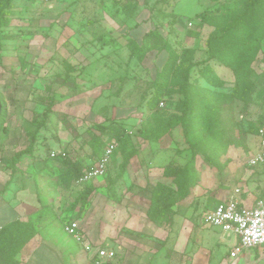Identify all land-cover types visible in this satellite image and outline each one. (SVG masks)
Returning <instances> with one entry per match:
<instances>
[{"label":"rangeland","instance_id":"1","mask_svg":"<svg viewBox=\"0 0 264 264\" xmlns=\"http://www.w3.org/2000/svg\"><path fill=\"white\" fill-rule=\"evenodd\" d=\"M248 3L249 0H13L11 21L2 30L0 49V94L7 103L3 141L11 140L4 178L12 179L3 193L16 199L24 192L33 201L38 208L25 221L33 222L38 235L52 236L54 232L55 238H63L62 222L69 216L80 220L83 227L94 221L85 216L79 201L84 187L73 180L65 160L52 159L51 151H69L74 159L80 157L91 163L99 156L96 149L100 142L116 144L100 185L90 195L91 202L105 196L121 203L124 195L164 184L178 196V183L166 172L176 165L184 168L193 159L185 130L178 125L162 137L153 138L168 119L181 113L185 71L178 68L179 62L186 58L194 64L191 84L205 98L229 92L235 84V62L226 50L247 39L245 31L252 24L246 16ZM206 13L216 21L202 20L201 15ZM258 14L256 18L264 17L262 11ZM136 24L139 26L133 29ZM152 28L157 32L145 39L139 61L133 56L135 50L129 36L141 39ZM159 30L178 51L162 73L169 54L161 49L164 40ZM211 35L221 36L225 44L209 45ZM210 49L216 57L206 62ZM228 59L231 64L226 65L223 61ZM253 67L257 88L251 101L245 104L237 100L213 117L222 126L230 120L235 122L233 131L224 129L225 137L231 138L232 143L228 145L221 138L217 127L210 134L212 140H203V150L195 154L198 180L188 196L175 198L169 217L157 222L149 220L169 229L166 240L153 239L156 244L147 255L152 261L161 264L172 258L192 259L194 250L186 251L187 255L184 249L176 248L184 220L201 223L214 192L229 183L239 167L247 174L246 159L256 145V133L250 123L259 126L264 121V43ZM209 68L213 79L210 84L202 73ZM157 90H162L159 100L165 103L163 106L151 104ZM105 95L112 99L101 100ZM51 103L52 111L44 114ZM192 103L194 108L197 102ZM104 104H110L111 110ZM220 115L226 120L221 121ZM200 119L192 114L189 122L192 125ZM206 119L212 121L210 116ZM110 132L114 134L112 138L107 135ZM95 136L99 139L94 140ZM31 146L32 152L23 154L13 167L15 154ZM126 159L129 163L123 170ZM254 170L253 176L239 182L264 192V169ZM140 176L145 179L143 184L136 182ZM110 213L117 216L113 208ZM138 234L148 240L153 237ZM188 243L192 245L191 239ZM225 250L226 247L221 248L218 254L223 255ZM210 254L211 251L206 261L212 259ZM9 258L11 255L0 256V264H16L17 260ZM104 264L121 262L116 259Z\"/></svg>","mask_w":264,"mask_h":264},{"label":"crops","instance_id":"2","mask_svg":"<svg viewBox=\"0 0 264 264\" xmlns=\"http://www.w3.org/2000/svg\"><path fill=\"white\" fill-rule=\"evenodd\" d=\"M198 74L200 75V72H198ZM102 97H104V95ZM111 99L112 96L109 97L105 95V98L101 100ZM111 103L113 102H110V104ZM110 104L108 105L110 106ZM121 109L127 110V108L124 107ZM117 110L119 111V109ZM4 138L2 132L0 135V156H2V158L4 157V159H9V146H11V140L9 138V140L3 141ZM255 139L256 145L254 146L253 152L246 159L245 164V166L251 170L248 169L246 174L243 172V169L239 167L237 174L233 178H230L231 181L225 183L224 186L222 184L223 188L221 186L222 189L220 191L214 192L213 203L211 202V204L208 205L209 208L206 212L214 209L219 203L230 199L238 200L239 205L243 208H252L257 200L264 199V192L258 190V188L252 189L250 185L248 186L244 182H239L240 180H246L249 176H253V174L256 173V170H254L255 168L261 167L264 169V162L255 165L249 163L250 159L259 151L260 139L258 134L255 135ZM65 152L67 153L69 151ZM68 155L74 159L71 154L68 153ZM112 157L113 155L111 156L109 164L112 161ZM76 158L75 160H80V162L86 166V169L88 167H93L97 162L95 160L91 163H86L85 161H81V159H79L80 157ZM4 166L0 170V229L16 219L21 221L27 220L28 215L38 208L33 206V201L28 200L29 197L24 192L17 196L16 199H13L12 194L3 193L6 186L9 185L12 180L11 177L4 178ZM238 171L242 172L239 173ZM102 177L96 178L83 186H78L84 187V189L86 187H92L93 191H95L94 188L100 185V179ZM253 179L258 180L257 177H253ZM136 180L138 184H143L145 179L140 176ZM158 180H161V178ZM261 180L264 182V178ZM136 192L137 193L133 195H124L121 203L108 200L105 196L98 197L92 202L88 199L86 204H83L79 200L82 210L84 209L83 213L85 216L89 221L92 219H94V221L88 225L86 223L83 227V223L81 224L80 220L76 217L69 216L62 222L61 230L63 234H60L63 238H55V236H53L54 232H52V236L36 234V236L22 248L17 264H90L95 257L98 258L101 263H110L118 259L121 264H159L152 261L151 257H147V255L151 252L149 249L156 244L153 239L164 237L163 239L166 240L169 235V229L167 228L164 230L153 224L151 221L157 222L158 220H151L147 214L151 200V189ZM110 208H113L117 216L111 215ZM172 213L165 215L164 218L169 217ZM97 219L101 222H98ZM70 220H76L78 222L86 244L89 245L91 249L86 250L83 245L76 242L72 236L65 232L64 224ZM184 221L185 223L182 225L177 239L180 242H177L176 248L181 251L184 249L187 255L189 251L194 250L191 256L192 259H183L182 261L172 258L171 260H164L161 264H182L183 262L184 264H260L261 262L264 264V244L249 249H243L236 257H231V252L239 241L234 234H228L224 232L222 228L209 225L204 220L201 223H190L188 219ZM138 233L151 234L153 237L149 240L144 239V235L140 236ZM87 235L88 238L86 237ZM188 239H191L192 245H189ZM99 244L105 246H99ZM194 246L195 249L193 248ZM223 247H226L225 253L223 255L220 253L219 255L218 251ZM100 249L112 250L115 252V256L109 259L102 258L99 255ZM210 251L212 259L206 261L207 253ZM210 261L211 263H209Z\"/></svg>","mask_w":264,"mask_h":264},{"label":"trees","instance_id":"3","mask_svg":"<svg viewBox=\"0 0 264 264\" xmlns=\"http://www.w3.org/2000/svg\"><path fill=\"white\" fill-rule=\"evenodd\" d=\"M13 0H0V49H1V41H2V30L5 26H7L11 21V8H12ZM247 13L246 16L250 17L252 19V24L248 26L246 29V35L247 39L240 43L238 46H228V49L226 50V53L232 54L231 60H233L235 65L234 68V75H235V84L232 87V89L229 92L222 93V92H215L216 97H211L210 99L206 95H201L200 91L197 90V88L193 87L191 84V72L194 68V64L190 61L187 62L186 58H182L179 62L178 68L180 70L184 69L183 73V80H184V87H183V106L181 109L180 114L173 115L170 119H168L165 127L157 132V135L153 139H158L160 136L167 134L170 130H172L175 126L181 125L183 126L187 140H189L191 144V148L193 149V159L190 161V163L184 167L181 168L179 166H173L171 170L166 172V175L172 176L175 179V182L178 183L179 191L177 193L178 196H174V191H171L169 186L159 185L160 187H155L153 190H151V200L150 205L147 211V214L151 218V220H159L161 218H164L165 215H168L172 213V207L175 203V198H186L190 192V188L193 187L197 183V175H196V166H195V154L196 152H201L203 150V140H212L210 139V134L215 132L216 128L218 127L220 129V132L222 133L221 138L229 145L232 142L231 138L225 137L224 129L227 128V132L229 130L233 131L236 128L235 122L230 120L226 126H222V122H219L218 118L215 117L217 112L224 110L225 108H230L235 101L240 100L243 101L245 104H248L251 99L253 93L256 91L257 88V82H256V72L253 67V63L255 62L259 52L261 51L262 44L264 43V17L263 18H256V15L262 11L264 13V0H249L248 5L246 6ZM259 15V14H258ZM178 18V17H177ZM202 20H207L209 22L216 21L215 18L212 17L210 14H202L201 15ZM173 24L176 23V18H173L171 21ZM138 24L133 26V29L138 27ZM132 30V29H131ZM157 32L155 29H151L144 33V37L141 39L137 37L129 36L131 46L134 47L133 49L137 54L134 52L133 56L137 57L139 61H141L140 58H138V53H143L142 51L143 44L145 39H149V37L154 33ZM159 34L163 37L164 45L161 49L165 50L169 55L167 59L165 60L164 65L161 67L162 71H167L171 60L173 58V55L177 53L176 49L174 47H171V43L168 41L165 34H163L162 31H158ZM209 45L214 43H224L225 40L219 36L216 35L210 36L208 39ZM149 48V47H148ZM151 47L148 49L150 50ZM147 56V54H144ZM143 57V56H142ZM216 57L215 53L209 50V55L206 59V62L208 60L214 59ZM143 59V58H142ZM223 62L227 64H231L230 59L224 60ZM208 68V65L205 66ZM209 71H212L210 68L207 70H202L203 75L205 76L207 82L212 83V78L208 74ZM161 86V85H160ZM161 89V88H159ZM162 90L155 91L154 96L151 98L152 106L156 105L157 103L161 104L159 100V96L161 94ZM207 92V90H206ZM0 99L2 102V113L0 116V135L3 132V130H6L5 127V119L7 115V103L4 100V97L0 94ZM193 100L197 102L195 107L193 108ZM164 103V102H163ZM104 107L109 108L108 104H104ZM165 105V103H164ZM159 106V105H158ZM53 105L52 103L48 105L46 108L44 114H48L52 111ZM110 109V108H109ZM192 114H197L201 119L198 122H193L192 125L189 122V118ZM212 117V121L206 119V117ZM221 121H225L226 118H223L222 115L219 116ZM219 122V124H218ZM264 124V121L257 126L256 124L250 123V129L252 132H255L258 134L259 128L261 125ZM202 134H197V132L202 131ZM103 132V131H102ZM107 132V131H106ZM230 132V131H229ZM104 133V132H103ZM107 134V133H106ZM109 137H113L114 134L110 132ZM192 138H195L194 141H192ZM94 140H98L99 136H95L93 138ZM35 141V137L32 140L33 144ZM113 142H100L99 146L96 149V152L99 154V156L96 158V161L103 155L105 147L108 143ZM95 146V144H94ZM117 146L115 147L113 154L116 151ZM32 152V146L22 152H18L15 154L14 159L11 163H13V167L19 162L20 157L25 153ZM51 156V155H50ZM63 159L66 161V163L70 166L72 170V177L73 180L76 182L77 178L83 171L86 170V166L78 160H75L71 158L68 153L66 156L58 155L56 157H53L52 159ZM209 159V157H207ZM9 159H4V164H7V161ZM10 163V164H11ZM129 163V159H126L122 165L123 170L127 168V165ZM88 167L87 169H89ZM93 191L92 187H86L83 192L79 196V200L86 204L88 202V199ZM37 234V231L35 229V226L32 221H13L11 223H8L5 225L0 231V256L8 257L11 255L10 261L17 260L16 264L18 263V254L22 250V248L27 244L32 238H34ZM11 245V246H10ZM10 246V247H9ZM8 259V260H9ZM98 258H93L90 264H104L100 263Z\"/></svg>","mask_w":264,"mask_h":264},{"label":"built area","instance_id":"4","mask_svg":"<svg viewBox=\"0 0 264 264\" xmlns=\"http://www.w3.org/2000/svg\"><path fill=\"white\" fill-rule=\"evenodd\" d=\"M164 103L161 102V106ZM260 139L259 151L249 161L251 165L264 162V124L258 131ZM116 147L114 142H110L105 147L103 155L97 160L95 165L86 169L79 175L76 180L77 185L83 186L88 182L102 177L106 173L107 166ZM51 157L58 155L66 156L65 151L51 152ZM4 162L0 156V170ZM204 221L212 226L220 227L228 234H234L238 238V243L231 252V257H236L243 249L253 248L264 244V199H259L252 208H243L236 199H230L219 203L214 209L206 212ZM64 230L72 236L76 242L83 245L86 250L91 249L80 231L79 224L76 220H70L64 224ZM102 258H113L115 252L112 250H99Z\"/></svg>","mask_w":264,"mask_h":264},{"label":"water","instance_id":"5","mask_svg":"<svg viewBox=\"0 0 264 264\" xmlns=\"http://www.w3.org/2000/svg\"><path fill=\"white\" fill-rule=\"evenodd\" d=\"M2 108H3V106H2L1 99H0V116H1V113H2Z\"/></svg>","mask_w":264,"mask_h":264}]
</instances>
